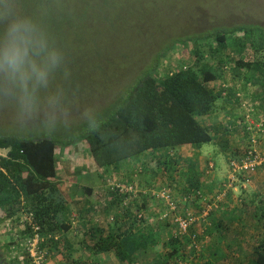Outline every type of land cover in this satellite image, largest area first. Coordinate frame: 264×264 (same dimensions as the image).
<instances>
[{"label":"trees","instance_id":"obj_1","mask_svg":"<svg viewBox=\"0 0 264 264\" xmlns=\"http://www.w3.org/2000/svg\"><path fill=\"white\" fill-rule=\"evenodd\" d=\"M199 14L200 20L192 21L187 33L169 37L166 41L172 39L171 42L162 41L143 53L144 60L141 66L135 68L129 87L106 115L94 120V128L80 119L69 140L54 135L57 141H64L62 148L52 138L30 140L0 136V151L7 152L5 157H0V223L10 220L19 224L24 219L19 235L2 249L5 253L10 247L18 253L23 248V241L33 239L36 234L42 240L39 250L50 252L75 229L70 205L59 188L57 153L60 149L84 144L98 171L117 174L123 164L133 166L149 157L153 162L151 172L161 173L148 189V195H139V198L134 196L133 184L123 189L120 186L110 189V198L104 203L103 212L107 217L113 216L112 223L110 221L107 231L87 227L82 245L87 249L89 258L114 254L122 264H134L135 261L139 264H226L225 253L220 249L231 231L229 224L234 222V218L224 210L231 199L228 197L231 191L225 193L218 208L209 214L206 219L208 224L201 222L191 226L183 239L176 236L171 217L155 219L152 208H155L154 204L163 206L151 194L152 191L167 188L171 193L176 192L173 198L180 203L177 214L184 216L189 208L199 211L193 212L195 216L200 214L207 204L214 201L215 196H209L201 208L196 207L206 193L195 182V168L189 166V171L186 165L185 170L178 173L180 151L190 148L201 150L206 145L217 144L221 152L226 153L230 150V137L236 136V133L242 140H251L245 117L224 124L211 119L219 117L216 111L221 102L233 104L235 108H245L240 91L232 87L234 79L225 83L231 72L246 78L244 87L256 86L251 97L261 105L254 101L245 103L249 105L251 115L263 113L255 125L261 123L264 134V25L245 23L242 21L245 15L236 14L231 16L230 22H220L210 19L203 10ZM125 24H129L127 20ZM64 25L68 36L78 39L76 45L79 51L87 37L106 40L96 27H81L74 31V24ZM110 27L111 30L120 31L116 25L111 24ZM175 49L178 54L187 51L193 64L187 65L181 60L178 65H171L164 71L161 69L163 60ZM160 70L164 72L160 73ZM256 132H260V129ZM253 148L247 145L238 160L235 156L240 154L239 147L232 155L225 156L229 172L231 162L238 163L248 156L263 157ZM216 158L213 157V160ZM262 167L263 163L255 168L254 174ZM146 170L144 175L150 174ZM208 170L213 169L207 167L206 173L202 170L201 174L208 177ZM178 174L182 176L185 186H175ZM241 175L245 174L236 175L240 183L255 177L251 174H248L249 178ZM222 186L219 185L216 195L224 192ZM83 193L86 197L93 196L91 189H85ZM96 197L101 200L100 195ZM189 198H192L190 203L181 206L182 200ZM253 198H258L259 203L255 207L251 202L256 219L253 230L257 233L249 236L240 252L244 256L243 264H264V198L260 195ZM217 213L223 214L224 220L229 223L225 225V221L218 217L214 219L213 215H219ZM200 226L205 231H199ZM33 228H37V232ZM162 230L164 234L167 233L166 240ZM213 234L219 237V251L212 250L207 244L206 237ZM203 243L207 255L200 254L196 258V247ZM227 247L230 248V244ZM232 252L235 250L230 249L229 253ZM21 253L24 255L19 257L21 264H31L25 250ZM0 264H5L1 252Z\"/></svg>","mask_w":264,"mask_h":264},{"label":"rangeland","instance_id":"obj_2","mask_svg":"<svg viewBox=\"0 0 264 264\" xmlns=\"http://www.w3.org/2000/svg\"><path fill=\"white\" fill-rule=\"evenodd\" d=\"M37 2L44 3L51 8L50 28L55 40L64 49L67 75H61L57 83L66 94L71 108L72 119L67 126H62L55 130H48L36 122H21L14 118V113L9 102L3 97H0V136H14L30 140L52 138L57 141L54 135H58L60 138L69 140L77 127V120H80V114L85 109H93V120L100 115H106L120 95L129 87L131 79L134 76L135 68L141 66L144 60L143 53L150 51L151 48H155L156 44H160L162 41L165 42L169 37L187 33L191 22L200 20L199 11L201 10L207 12L210 19L214 18L220 22H230L231 16L239 14L247 17H242L244 18L242 21L245 23L249 22L257 25H264V0H37ZM58 18H60V20ZM125 20H127L129 24H125ZM63 22L68 25L74 24L75 26L72 28L74 31H78L81 27L85 29L87 27H96L103 33L106 40L100 41L93 36L87 37L84 39L85 42L83 41V45L79 51L78 45H76L78 39L68 36V30ZM111 24L120 28V31L111 30ZM143 34L145 35L144 38H142ZM171 40L172 39L166 42H171ZM181 60L184 63L186 62L187 65L193 64L189 59L187 51L178 54L175 49L167 54L162 62L161 69L165 71V69L171 65H178V62ZM163 70H160V73H163ZM233 79L234 83L232 84H234V86H231L240 91L245 106L238 119L245 117L244 122L250 130L251 140L241 139L240 142L231 141L230 150L227 151V154L232 155L233 151L239 147L240 154L235 156L238 160L241 158L240 156L244 151L242 149H245L247 145L248 147L253 146V151L263 156L262 160L264 164V134H262L261 123L259 122L260 124L255 125L257 121H260L263 113H261L262 115H251L248 107L249 105L245 103H252V101H254L251 95L255 92L256 86L244 87L243 81L246 78L241 74L237 75L233 72H231L230 78L225 80V83L228 84ZM254 102L261 105L258 101ZM225 106L223 102L217 105L218 110L216 112L219 117H212L211 119H217L223 124L234 119L232 114H235V111L233 110V113L230 111L228 115ZM257 129H260V132L257 133ZM235 137L238 139L237 133ZM62 142L64 141H57L58 146L61 148ZM213 150V145H206L202 148L201 152L205 154ZM6 153V151H0V157H5ZM58 153L57 167L64 169L65 173L68 172L67 170L71 169L68 174L64 175V171H62L61 174L64 179L66 178L65 180L67 183L81 180L80 176L86 173V175L90 172L93 173L92 176L89 177H94L96 179L99 188L96 194L101 196V200H98V196L96 197L95 194V197H92V205H95L97 209L95 210L96 221L101 227H106L105 225H107L108 222L110 223V221L112 223V215L106 217L104 221L101 219L102 214H104V203L110 198L109 191H111L110 189H112V187L120 186L124 188L127 185L133 184L136 192L134 196L137 198H139V195H146L148 189L151 187L150 183H147V181H149L148 177L144 175L145 167L142 161L136 163L134 166L129 165V167L123 164L121 171L117 174L111 171L109 173L99 171V174L95 176L86 145L78 144L73 147L60 149ZM219 156L220 157L216 158L215 161H218L220 158L219 163L221 164V170H225V166H227V172L222 174L220 171V174H216V172L215 174L217 175V181L222 182L221 184L223 185L222 187H224V191H231L233 193L231 199L227 201V208L225 211L234 218V222L229 224L231 231L229 235L226 236L227 242L225 244L221 243L222 247L220 250L225 253L226 261L224 262L226 264H243L244 256L240 251L243 249L245 241L249 236H253L257 233L253 230V227L256 225V219L253 217V206L258 207L259 203L258 198H253L252 194L254 193L255 187H259L260 193H262L261 195L264 198V167L260 169L259 174H257L259 171L255 174H251L255 176V179H249V183H240L237 177V182L231 187L227 182L230 173L225 155ZM66 157H69L68 160H64ZM218 165L217 163V166ZM211 171L209 176H213ZM194 173L198 175L197 172ZM217 173H219V170ZM225 174L226 176L224 177ZM241 176L249 178L248 173ZM153 191L151 193L152 195ZM172 195L176 197V192H172ZM209 196L204 194L196 207L201 208L204 203H206V200H208L207 197ZM251 202L253 206H251ZM242 203L245 204L243 205ZM189 209L192 213H199V211H196L194 208ZM158 211L159 213H156L157 211L153 209V212L156 214L154 216L155 219L160 217L158 214L161 215L168 212L163 206H159ZM233 211H236V213H233ZM111 213L113 214L114 212L112 211ZM213 217H215L214 219L218 217L225 221V225L229 223L224 220L225 216L223 214L217 216L213 215ZM8 223L9 222H6L4 224L7 226ZM2 224L3 222L0 223V252L3 256L4 263L21 264L20 258L24 257L21 253L22 250L24 251L23 248H20V253L15 252V248L13 247H10L8 249L9 252L7 251L6 253L2 249L9 245L13 237L19 235L23 227L22 225L20 228L17 226L18 228L14 230L13 225L10 224L12 228L8 231L4 230ZM248 227L250 232L248 231ZM18 229L19 233L17 232ZM199 229L202 232L205 231L202 226H200ZM262 234L261 232L260 235ZM164 237L166 240L167 236L165 234ZM78 239L79 235H74L69 241L73 245H76ZM206 239L207 244L212 250L219 251V237L217 234L209 235ZM61 244L62 242L60 245ZM228 244H230V248L227 247ZM60 245L55 249H51V254L47 252L48 250H45L47 254L44 264H65V262L71 264L73 261L75 263L79 261L76 264H91V262H89V257H87L88 255H85L87 252H74L66 256L64 253V246ZM230 249L235 250V252L230 254ZM197 250L198 246L196 247V251ZM205 250L206 248L197 251L196 254L199 253L197 257H199L201 253L206 256L207 252H205ZM66 259H68V261ZM112 262L113 260H108L106 264H112ZM119 263L120 262H118V264Z\"/></svg>","mask_w":264,"mask_h":264},{"label":"clouds","instance_id":"obj_3","mask_svg":"<svg viewBox=\"0 0 264 264\" xmlns=\"http://www.w3.org/2000/svg\"><path fill=\"white\" fill-rule=\"evenodd\" d=\"M51 8L37 0H0V97L14 118L48 130L67 126L71 108L57 80L65 53L50 28ZM93 109L80 119L94 128Z\"/></svg>","mask_w":264,"mask_h":264},{"label":"crops","instance_id":"obj_4","mask_svg":"<svg viewBox=\"0 0 264 264\" xmlns=\"http://www.w3.org/2000/svg\"><path fill=\"white\" fill-rule=\"evenodd\" d=\"M224 103L226 105L225 109H227V114L228 115H229L230 111L232 113H233V110L236 112V114H234V113L232 114L234 119H231L230 121H228V123L229 122H231V123L232 122H237L239 120L238 117L241 115V113L244 110V108H242L241 106H239V108H235V106L233 104H230V103H227V102H224ZM224 103H223V105H224ZM228 115H227V118H228ZM240 140H241V136H239V135H238V139L234 135L232 137H230V141H232V142H236V141L240 142ZM213 148H214V150L212 152L209 151V152H206L205 154H203L201 152L202 149L201 150H197L195 148H190V149H187V150L186 149H182L180 151V153H179L178 158H177L178 159L177 168L180 170V172H178V173L183 172V170H185V168H186V165H187V170H189V171L191 169L189 166H191L193 169L195 168V172H197V174H198V175L195 174L197 176V177H195V182H198L199 186H201V189H203V191L206 193L207 196L210 195V197H212L213 195L216 196V192L218 191V187L222 183L220 181H217V175L216 174H220V171L222 172V174L227 172L226 171L227 166H225V168H226L225 170H223V169L221 170V164L219 163L220 158L218 159V161H214L213 157H220L219 155H221V156L222 155H225V156L229 155V154H227V152L226 153L225 152L224 153L221 152V150H219V147H218L217 144L213 145ZM234 151L236 152V150H234ZM68 158L66 157V158H64V160L65 159L68 160ZM70 158H72V157H70ZM145 159L146 160H141V161L143 162V166L150 173V174H147L146 176L149 179V181H147V183H150V185H151V183H153L155 181V179L158 178V176H161V173L155 172L156 174L155 173L153 174V172H151V167L153 166L152 165L153 164L152 160L149 157H147ZM217 163L219 164L218 165L219 167L217 166ZM91 165H92V167L94 169L95 176H97L99 174V171L95 168V166L93 165L92 161H91ZM207 167L213 169L211 171V174H213V176L210 175L211 178H210V176L206 177L203 174H201V171L203 170L205 172L207 170ZM70 170H67L68 172L65 173L64 169H61V168L57 169V175H58L57 178H58V182L60 183L59 188H60V190H62V193H63V195L65 197L66 202L70 205L69 208L72 211V216H73L74 221H75L74 222L75 223V229H73L72 232H70L67 236H65V239H64V241H62V244H61L62 246H64V253H65L66 256L67 255L69 256L70 254H73L74 252L80 253V251H83V252L87 251V249L85 247H83L82 242H83V239H84L85 231L87 230L88 226H94V227H97V228H101L104 231H107L109 229L108 226L110 225V223L108 222L107 225H105L106 227H101L100 225L97 224V221H96L97 218H96L95 210H97V209H96L95 205H92V203H93L92 197H95L94 195L96 194V191L99 188L97 186L96 179L94 177L93 178L89 177V176H92L93 173L90 172L88 175H86L87 174L86 173V174L80 176L81 180L76 181V182L67 183L66 180H65L66 178L64 179L63 175H61V174H62V171H64V175L68 174L70 172ZM95 170H97V171H95ZM218 170H219V173H217ZM258 171L259 172L257 174L260 173V169ZM199 172H200V175H199ZM215 172H216V174H215ZM60 175H61V177H60ZM225 176H226V174L224 175V177ZM177 177L178 178L176 180L177 182L175 183V186L176 187L177 186H180V187L181 186H185L184 180H180L182 178V176L180 174H178ZM254 179H255V177H254ZM85 189H91L92 193H93V196H91V197L84 196L83 195L84 194L83 191ZM232 194L233 193L230 192V196H228V197L231 198ZM261 194L262 193H260L259 187H255V190H254V193L252 194V196L253 197L254 196H258V195L262 196ZM207 199H209V197H207ZM152 208L157 211L156 213H159V211H158L159 206L157 204L155 205V208L154 207H152ZM217 214H219V213H217ZM154 215H156V214H154ZM158 216H160V214H158ZM106 217L107 216L105 214H102V218L101 219L104 221V220H106ZM109 219H111V218H109ZM6 222H9L7 226H6V224H4ZM14 222H16V221H12V222H10V220L4 221L3 224H2L3 227H4V230H8L9 231V229L12 228V227H10V224L13 225V229L14 230H16V228H18L17 226H19V228H20L22 223L24 222V219H22L19 222V224L18 223H14ZM17 232L19 233V229L17 230ZM162 233H163V230H162ZM74 235H79V239L77 240L76 245H73L69 241L71 239V237L74 236ZM75 237H78V236H75ZM205 246L206 245L204 243H203V245L198 246V250L197 251H200L201 249L203 250L205 248ZM49 253L51 254V251ZM46 254H47V252H46ZM85 255H87V254L85 253ZM195 256L197 258L198 254L195 255ZM87 257H89V256H87ZM89 259H90L89 262H91V264H106V262L108 260L109 261L113 260L112 264H118L114 254L98 255L97 257L89 258ZM66 260L68 261V259H66ZM78 262H76V263H78ZM76 263L74 261L71 262V264H76ZM65 264H68V262H65ZM134 264H139V263H138V261H135Z\"/></svg>","mask_w":264,"mask_h":264},{"label":"built area","instance_id":"obj_5","mask_svg":"<svg viewBox=\"0 0 264 264\" xmlns=\"http://www.w3.org/2000/svg\"><path fill=\"white\" fill-rule=\"evenodd\" d=\"M263 163L262 158L248 156L247 158L240 160L238 163L231 162L230 167V175L228 177V183L232 185L237 182V174L239 173H248L254 174L255 168L259 167ZM244 183H249L247 179ZM131 190V188H129ZM216 195L214 201L211 204H207L204 210L200 212L197 216H195L190 209H187L184 213L185 215L177 214L179 210V202H176L173 198V195L170 190L167 188H162L160 191H156L153 193L157 201L161 202L163 206L167 209V213H163L160 215V220H165L167 218L172 219L173 225L176 229V236L181 239L187 237L189 228L197 223L204 222L206 223V219L209 217V214L218 208V205L221 204L222 200L225 198V193ZM192 198L183 199L181 202V206H185L187 203L189 204ZM188 206V205H187ZM207 224V223H206ZM37 228H33L34 232H37ZM42 242L40 237L36 234L33 239H28L23 241L25 253L29 256L31 260V264H44L46 253L39 250V244ZM193 242V238H192ZM191 245H194L191 243Z\"/></svg>","mask_w":264,"mask_h":264}]
</instances>
